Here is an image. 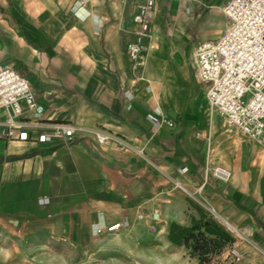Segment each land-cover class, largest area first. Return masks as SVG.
<instances>
[{
  "label": "crops",
  "instance_id": "obj_1",
  "mask_svg": "<svg viewBox=\"0 0 264 264\" xmlns=\"http://www.w3.org/2000/svg\"><path fill=\"white\" fill-rule=\"evenodd\" d=\"M147 1L0 0V66L29 80L44 122L76 126L44 143L0 126V264H76L64 254L118 222L136 245L199 228L264 263V142L211 110L194 63L195 44L227 30L230 0H153L140 35ZM94 128L118 139L99 143Z\"/></svg>",
  "mask_w": 264,
  "mask_h": 264
},
{
  "label": "built area",
  "instance_id": "obj_2",
  "mask_svg": "<svg viewBox=\"0 0 264 264\" xmlns=\"http://www.w3.org/2000/svg\"><path fill=\"white\" fill-rule=\"evenodd\" d=\"M153 6L154 1L148 0L140 5L134 17L140 35L150 29ZM223 13L228 20L224 34L215 41L195 44L196 72L207 84L211 110L223 117L225 125L239 129L252 140L264 142V0H230ZM139 54V45L130 44L129 57L135 60ZM125 95L131 99L130 91ZM42 112L29 80L11 66H0V126L4 137L39 143L53 138L66 141L76 138V126L62 121L44 122ZM93 133L102 144L118 139L103 128H94ZM211 175L229 181L231 171L216 165ZM126 225L127 222H118L104 230L116 233ZM102 231L98 229V233ZM229 254L237 260L242 258L234 248Z\"/></svg>",
  "mask_w": 264,
  "mask_h": 264
},
{
  "label": "rangeland",
  "instance_id": "obj_3",
  "mask_svg": "<svg viewBox=\"0 0 264 264\" xmlns=\"http://www.w3.org/2000/svg\"><path fill=\"white\" fill-rule=\"evenodd\" d=\"M150 228L156 236L160 234V237H165L166 233L161 231L158 222L151 223ZM192 233H195L197 238L188 240ZM141 238L144 242L136 245L135 236L124 235L121 231L103 232L98 234L96 247L90 250L67 251L64 256L73 259L76 264H242L244 258L238 251L242 258L235 259L229 254L232 248L227 243L206 234L202 235L199 230H188L184 235H180L179 241L172 239L171 235V239H166L168 241L163 246L151 244L146 237ZM203 244L210 252L200 256L194 247Z\"/></svg>",
  "mask_w": 264,
  "mask_h": 264
},
{
  "label": "trees",
  "instance_id": "obj_4",
  "mask_svg": "<svg viewBox=\"0 0 264 264\" xmlns=\"http://www.w3.org/2000/svg\"><path fill=\"white\" fill-rule=\"evenodd\" d=\"M195 230H199L201 232V234H205L204 232H202L199 228H194L192 231L194 232ZM197 238V235L195 233H192L189 237H188V240L189 239H196ZM214 246L215 248H217V244L214 243ZM194 250L196 252H199V255L200 256H204L205 254H208L210 251L205 247V245H197L194 247Z\"/></svg>",
  "mask_w": 264,
  "mask_h": 264
}]
</instances>
